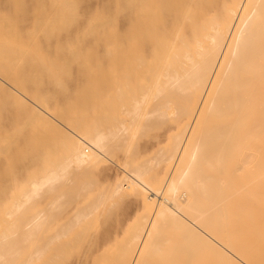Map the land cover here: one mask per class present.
Returning a JSON list of instances; mask_svg holds the SVG:
<instances>
[{"label":"bare ground","instance_id":"1","mask_svg":"<svg viewBox=\"0 0 264 264\" xmlns=\"http://www.w3.org/2000/svg\"><path fill=\"white\" fill-rule=\"evenodd\" d=\"M174 1L131 0L112 20L109 136L137 131L140 105L124 87L143 66L151 75L145 116L188 113L175 120L169 147L159 149L161 156L169 155L165 172L147 176L155 159H130L122 163V179L102 193L128 194L146 208L128 232L115 234L114 239L122 236L116 264H264V0H183L179 7ZM168 87L185 95L183 105L164 99ZM13 88L65 125L59 115ZM69 124L63 141L68 154L57 168L30 179L34 195L63 180L71 167L101 173L115 162L103 130ZM41 213L32 216L23 238L27 251H20L14 264H56L63 247L77 237L68 236L74 221L42 232ZM161 227L174 233L156 243ZM171 237L184 240L188 251L179 255L175 248L164 249ZM108 243L106 236L90 235L68 264H87Z\"/></svg>","mask_w":264,"mask_h":264},{"label":"rangeland","instance_id":"2","mask_svg":"<svg viewBox=\"0 0 264 264\" xmlns=\"http://www.w3.org/2000/svg\"><path fill=\"white\" fill-rule=\"evenodd\" d=\"M130 2L0 0V76L7 81L0 80V264H14L17 254L27 251L24 232L32 216L39 212H42L39 217L42 232L47 233L51 225L74 221L68 236L76 234L77 237L63 247L56 264H68L78 256L90 235L106 236L109 243L106 249L95 252L87 264H116L121 250L118 238L122 236L117 240L115 234L128 232L146 215L143 202L133 196L107 194L104 197L102 193L122 179V163L130 159L138 162L154 158V166L147 176L156 174L158 177L165 172L169 155L161 156L159 151L169 147L175 120L187 117L188 113L180 109L178 118L145 116L149 112L146 94L151 75L143 66L124 87L129 98L138 100L140 105L137 131L130 135L111 134L112 137L107 133L106 114L112 91L108 51L112 20L114 14L124 12ZM174 3L179 7L183 0ZM13 87L59 115L65 125L48 118ZM162 96L166 101H173L172 106L183 105L185 99L184 94L171 87ZM69 122L103 130L107 134L105 138L108 136L112 159L118 164L108 162V168L101 173H90L87 167H71L63 180L35 192L39 196L34 195L30 192L33 189L30 179L47 173L49 168H57L68 154L63 141L68 135ZM147 194L155 196L152 191ZM92 199L94 202L88 211L80 213ZM147 216H151L150 211ZM157 233L156 243H164L165 236L174 231L161 227ZM175 240L171 237L163 248H175L179 255L188 251L184 240Z\"/></svg>","mask_w":264,"mask_h":264}]
</instances>
